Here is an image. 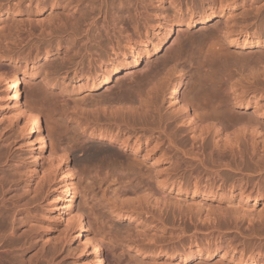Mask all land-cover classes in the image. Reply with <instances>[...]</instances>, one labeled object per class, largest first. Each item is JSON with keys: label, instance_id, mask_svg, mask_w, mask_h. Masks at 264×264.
<instances>
[{"label": "rangeland", "instance_id": "1", "mask_svg": "<svg viewBox=\"0 0 264 264\" xmlns=\"http://www.w3.org/2000/svg\"><path fill=\"white\" fill-rule=\"evenodd\" d=\"M192 1L184 0L183 13H181L182 11L179 13L178 9L171 6L170 0H63L62 7L53 9L47 7L40 12L37 11L36 4L31 0H0V75L9 78L14 71H22V69L31 70L30 72L33 73L32 77L26 78L24 82L26 84H23L21 92L28 108L37 113L40 122L43 123L42 129L48 134L49 151L59 142L72 151L71 155L74 159L72 165L76 174L74 182L79 192L75 199L76 211L79 210V213L85 215L84 219L91 236H96L100 231L99 220L95 222L96 218L94 219L95 216L91 213H98L99 218L105 221V224L110 225V231L106 232L108 235L105 239L106 247L103 252L105 264H133L134 262V264L137 262L149 264L153 260L165 264H170V262L176 264L178 255L186 253L183 249L192 247V251H195L198 248L197 244L205 247L204 251L209 247L210 251L226 252L227 256L222 259L220 255H217L207 261L194 259L189 264H233L231 256L237 258L240 251L245 250V246L247 247L246 256L249 257L258 246H261L262 243L264 245L262 239L245 238L247 233L245 229L239 232L240 235L234 230L227 232L225 228H222L224 231L222 230L223 232L220 234V231L210 230L202 225H198L199 229L194 230L189 223L182 225L185 228L183 232L182 228L177 227L178 225L175 227L171 223L163 225L158 218V207L154 206L155 204L147 206L146 203L140 202L144 205L143 208L146 207L143 214L134 215V220H117L109 214V211L98 208L97 201L100 200L103 193L98 188L96 179L93 180V176L95 177L97 167L102 164L104 167L109 166L112 169L116 167L123 169L132 160L137 161L135 155L131 151L122 150L117 144L110 145L108 140L100 141L89 137V134L86 133L78 132L75 137L84 142L82 146H75L72 140L73 131L71 130L76 126L70 119L68 121L72 113L74 116L80 108H86L103 97L117 98L130 91L136 93L132 89L138 88V85L143 81V75L148 70L171 61V59H173L172 61L178 60L183 67L181 98L184 101H188L198 90L200 92L202 90L204 93L201 92L202 95L209 94L213 97L214 92H218V88L223 83L221 79L223 71L229 67L233 71L240 69L242 64L239 62H243L248 56H251V60L259 58L264 61V47L232 46L226 41L225 32H223L226 25L234 30L250 26L252 32L264 31V0H230L229 3L223 0L220 4L218 2L215 9L211 8L213 0ZM70 2H73V10L68 13L70 8L67 9L66 5ZM186 4H189L194 12L187 10ZM100 10L104 11L103 16L99 13ZM207 16H211V19L204 22ZM91 17H94L97 24L89 28ZM103 22L108 23L110 29L114 26L120 28L117 37L113 38L116 44L115 52L110 49L111 47L105 45L111 36H108L106 31H101V35L98 36L105 49L97 52L96 59L101 60L100 62L105 61L104 69L99 67L100 62L95 63V69L92 68L94 70L89 73L88 61H84L79 68L75 64L80 62L81 55L84 53L86 34L90 33L92 36ZM187 23H193V25L188 28ZM170 24L174 25L175 31L172 32L168 44L155 52L152 43L154 37L163 35ZM69 35L72 36L73 43H71ZM243 38L241 37L239 42ZM144 43H148V46L144 47ZM134 54L138 55V58L133 57ZM123 55L127 57L124 58ZM213 59L217 63L212 66L208 65L207 63ZM113 66L119 67L120 72L113 76L111 83L107 86L99 85V81L94 79L97 77L103 79L104 75L113 69ZM105 69L107 71H104ZM217 70L220 74L213 80L208 79L209 74H213ZM179 75L180 73L176 74L173 80H177ZM50 78V83L53 86L47 87L44 81ZM244 81L245 79L236 82L240 84ZM2 88L0 83V93L3 91ZM170 90L169 85L165 89L161 103L162 109L168 113L173 110L169 98ZM245 105H247L246 109L235 107V112L248 114L257 109L264 112V96L259 98V96L250 95L245 101ZM12 122L10 116L0 111V158L2 162L0 171L6 175L7 182L15 186L16 195L21 200V204L33 202L28 212L23 216L31 214L34 217L30 225H24V231L33 238V246L35 245L33 252L37 251L38 254L37 264H48L47 262L51 260L50 264H86L91 257L76 241L77 236L75 235L78 229L74 228L70 232L69 240L64 242L62 239L64 226L45 218L50 208L48 202L52 201L53 195L57 191L56 188L61 189L63 186L59 184L60 179L57 181L55 176L56 181L51 184L42 181L43 173L47 171L48 165L35 166L30 159L29 152L23 146V141L17 138L18 127L15 128ZM132 122L133 120H130V123ZM137 126L135 127L140 131L148 129V126L139 124V126L145 127L144 129ZM188 134L190 133L187 130L181 135L184 140L178 139L179 147L182 149L185 146L183 150L199 145L197 144L199 139L195 140L191 134ZM150 136L151 134L147 135L148 141H151L149 148H154L151 155L153 161L160 159L157 168L163 172L176 168L175 159L182 157V154L174 151L167 138L160 136V133L156 132L152 137ZM210 146L211 143L208 140L205 144L207 153L211 150ZM99 147H110L115 152L122 153L123 156L110 161L107 155L105 160L99 162L100 160L93 159L94 154L98 153L97 148ZM163 155H166L165 159ZM138 160L141 161L140 157ZM145 164L149 166V163L145 162ZM107 187V185L104 186L103 190ZM124 190L126 191L125 187L109 185L107 195L109 198L111 197L110 199H115L114 192L120 194ZM168 193L171 198L175 196L181 202L187 199L191 203H195V206L199 202L206 206L210 205L212 207L209 206L210 210H213L210 211L209 208L208 210L210 214H216V218L220 214V208L228 207L226 194L221 196L219 193L218 195H202L201 193L192 197V195L178 194L176 190H168ZM127 197L129 199L130 196ZM134 201L139 207V202ZM169 205L175 207L174 201H171ZM247 208L248 214H251V219L254 220L250 226L258 228L259 217L264 214V195L258 196V203L255 206L248 204ZM92 209L94 210L92 211ZM248 216L246 215L247 220ZM220 218L218 217L219 221L223 220ZM33 223L44 227L39 228ZM46 226L49 228L46 229ZM17 242L20 243L17 239L10 242L7 253L19 251L21 243L19 245ZM135 244L169 246L178 249L174 254L173 251H169V253L166 251L158 257L149 258L136 256L134 249L131 248ZM27 247L29 246L27 245ZM262 249L264 253V246ZM31 253H27V257H31L33 255ZM255 256L264 260L257 253Z\"/></svg>", "mask_w": 264, "mask_h": 264}, {"label": "bare ground", "instance_id": "2", "mask_svg": "<svg viewBox=\"0 0 264 264\" xmlns=\"http://www.w3.org/2000/svg\"><path fill=\"white\" fill-rule=\"evenodd\" d=\"M31 1L36 4L38 12L47 7L53 9L63 6V0ZM222 1L213 0L211 8L215 9L214 7L218 2L220 4ZM170 2L173 8L178 9L177 12L182 11L181 13H183L184 0H170ZM191 2L193 1L191 0ZM66 6L67 9L70 8L68 10V13H70L73 10V2ZM186 7L187 10L194 12L189 4H186ZM99 13H101V16L104 15L102 10ZM210 19L211 16H207L204 22H208ZM89 24V28L97 24L94 17ZM108 25L106 22L101 23L92 36L87 33L88 30L86 31V43L83 46L84 53L81 55L80 62L75 64L76 67L79 68L84 61H88V72L92 73L91 71L95 69L94 64L101 61L96 59L97 52L105 49L99 38L101 31H106L107 35L111 36L109 42L105 45L111 47L110 49L115 52L116 44L113 38L117 37L120 28L114 26L110 29L111 27H108ZM192 25L193 23H187L188 28ZM251 28L246 26L234 30L226 25L223 32H225L226 41L232 46L244 48L264 47V31L252 32ZM173 31H175L174 25L170 24L163 35L154 37L152 43L155 52L168 44ZM239 36L244 37L240 40L241 42H239V39H241ZM69 38L73 43L72 36L69 35ZM143 45L147 47L148 43ZM131 51L133 52V50ZM132 56L138 58V55L134 54ZM123 57L126 58L127 56L123 55ZM172 60L148 70L143 75V81L138 85V88L132 89L136 93L130 91L121 94L117 98H109L110 96L100 98L94 104H90L86 108H80L74 116L72 113L71 118L69 116L68 121L70 119L71 122L76 124L71 130L73 131L72 140L75 146L80 147L84 144L79 138H75L78 132L86 133L89 134V137H94L100 141L108 140L110 145L117 144L122 150L131 151L137 159V161L132 160L126 164L127 166L123 169L121 167L113 169L109 166L104 167L103 164L97 167L95 177L92 176L93 180L96 179L97 183H95L98 184V188L103 193L100 200L97 201L98 208L109 211V214L117 220H134V215L139 216L145 212L143 210L146 207L143 208L142 203H146L147 206L155 204L154 206L158 207L159 216L158 214L157 216L161 223L163 225L171 223L173 227L178 225V228H182V232L183 229L185 230L182 225L189 223L194 230H198V225H202L210 230H218L221 232L220 234L224 231L222 228H225L227 232L234 230L238 233L245 229L247 232L245 238L252 237L251 239L264 240V214L259 217L258 228H256L257 226H250L252 222L254 223V220L251 219L252 215L248 214L249 210L247 208L248 204L255 206L258 203V196L264 195V112L257 109L252 113L239 114L234 110L235 107L246 109L245 101L250 95L259 96V98L264 96V61L259 58L251 60V56H248L243 62H239L242 64L240 69L233 71L229 67L223 71L221 78L223 83L218 88V92H214L213 97L209 94L202 95L204 94L202 90V94L198 90L188 101H184L181 98L184 78V74H182L183 67H181L178 60ZM104 63L105 61L102 60L99 67L104 69ZM215 63L217 62L213 59L207 64L212 66ZM78 68L76 69L77 72ZM30 71H27V69L16 70L9 78L0 75V83L3 86V91L0 93V111L10 116L15 128L18 127L17 138L23 141V146L29 152L30 159L35 166L48 165L47 171L44 170L46 173H43L44 179L42 178V181L51 184V182L56 181V176L57 181L60 179V186L63 185L61 189L56 188L57 191L54 193L53 198L51 197L52 201L48 202L50 208L45 218L64 226V230L62 229L64 242L69 240L70 232L74 228L78 229L75 235L77 236L76 241H78V245L83 247L85 253L90 254L91 257L90 260L88 258L89 262L86 264H105L106 260L103 252L106 247L105 239L108 235L106 232L107 230L110 231V225L105 224V221L99 218L98 213H91L95 216L94 219L96 218L95 222L99 220L98 225L100 226L99 233L96 236H91L84 219L85 215L79 213V210L76 211L75 199L79 192L74 182L76 174L72 165L74 160L71 155L72 151L61 142L49 151L48 134L42 129L43 123L40 122L37 113L28 108L21 92L23 84H26L24 83L26 78L33 76ZM104 71H107V69ZM119 72L120 68L113 66V69L107 75H104L103 79L97 77L94 80H98L99 85L107 86L111 83L113 76ZM179 73L178 79L173 80V77ZM219 74L218 70L213 74L210 73L208 79L213 80ZM244 79L245 81L240 84L236 82ZM50 81L51 78L45 80L44 84L47 87H52L53 84ZM169 85L171 87L169 98L173 107L171 113L164 111L163 106H161L165 89ZM130 120H133V122L130 123ZM139 124L148 126V129L137 130L135 126H139ZM143 126H139L140 129L141 127L144 129ZM132 127L134 129H130ZM187 130L195 140L199 139L197 143L199 145L191 146L193 149L188 150V152L186 150L191 148L183 150L185 146L181 149L178 142V139H183L181 135ZM156 132L160 133L163 138H167L174 151L180 153V155L182 154V157L175 159L176 168L174 167L171 171L163 172L159 170L157 165L160 163V159L153 161L151 156L154 148H149L151 141H148L147 135L151 134L150 137H152ZM133 139H135L134 142ZM208 140L211 143L209 153L205 150V144ZM97 149L99 151L94 154L93 159L100 160L99 162L105 160L107 155L110 161L123 156L122 153L115 152L110 147H99ZM164 156L166 157V155H163V158ZM139 157L141 161L138 160ZM145 162L149 163V166ZM6 178V175L0 171V264H37L38 254L37 251L33 252L35 250L33 238L24 231V225H30L34 217L31 214L23 216L28 212L33 202L21 204V200L16 195L15 186L10 185ZM257 178L259 180H256ZM106 185L108 187L104 191L103 188ZM109 185L125 187L126 191L124 190L120 194L115 191V199H110L111 197L109 198V195H107ZM168 190H176L178 194L192 195V197L201 193L202 195H218L219 193L221 196L226 194L228 207L219 209L222 217L217 214L223 220L219 221L218 217H215L216 214H210V211L213 210H210V205L206 206V204L203 205L199 202L195 206V203H191L187 199L181 202L175 196L171 198ZM9 195L11 196L9 197ZM128 195L130 196L129 199ZM134 200H137L139 204L142 202L138 205L139 207L136 206L137 202ZM171 201H174L175 207H170L169 203L171 204ZM246 215H249L248 220ZM34 226L44 227L39 224ZM45 228L47 229L49 226ZM15 239L21 243L20 245L17 242L20 245L19 251H11L9 254L7 253L10 248L9 244ZM197 246L198 248L195 251H192V247L183 249L186 253L178 255L176 264H189L194 259L207 261L217 255H220L222 259L227 256L226 252L210 251L208 246L207 250L204 251L205 247L198 244ZM262 246H264L263 243L250 256L248 255L249 257L246 256V246L245 250L240 251L237 258L233 255L229 256L234 261L233 264H264V260L255 256L257 253V255L264 258ZM131 248L134 249L136 256L149 258L158 257L166 251L167 253L173 251L174 254L178 249L169 246H146L144 244H135ZM30 252L33 255L27 257V253ZM47 263H52V260ZM149 264L165 263L153 260ZM170 264L172 263L170 262Z\"/></svg>", "mask_w": 264, "mask_h": 264}]
</instances>
